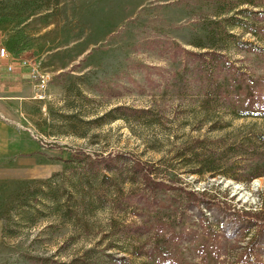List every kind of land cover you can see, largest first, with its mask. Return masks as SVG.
<instances>
[{
	"label": "rangeland",
	"instance_id": "1",
	"mask_svg": "<svg viewBox=\"0 0 264 264\" xmlns=\"http://www.w3.org/2000/svg\"><path fill=\"white\" fill-rule=\"evenodd\" d=\"M258 10L0 0L3 81L34 86L19 124L33 148L0 155V264H264V171L244 182L264 135Z\"/></svg>",
	"mask_w": 264,
	"mask_h": 264
},
{
	"label": "crops",
	"instance_id": "2",
	"mask_svg": "<svg viewBox=\"0 0 264 264\" xmlns=\"http://www.w3.org/2000/svg\"><path fill=\"white\" fill-rule=\"evenodd\" d=\"M2 75L0 71V155L4 153V141L9 144L15 142V148L31 151L34 143L27 139L26 134L20 133L19 124L29 123V113L33 108V102L29 100L34 94V86L22 84L17 79L4 82ZM3 131H13L14 136L4 135Z\"/></svg>",
	"mask_w": 264,
	"mask_h": 264
},
{
	"label": "trees",
	"instance_id": "3",
	"mask_svg": "<svg viewBox=\"0 0 264 264\" xmlns=\"http://www.w3.org/2000/svg\"><path fill=\"white\" fill-rule=\"evenodd\" d=\"M255 15H258V16H261V15H264V11H257V12H254ZM242 48L243 47H246L248 48L247 51H249V48H252L253 49V52H260V48L250 44V43H242L241 44ZM237 76V75H236ZM238 82L242 83V84H245V81L244 79H242V74L241 75H238ZM262 82V81H261ZM260 82H254V86L257 85V87L255 88L254 90V94H253V97H257V98H260L261 101H264V85H261L259 84ZM261 85V86H260ZM260 86V87H259ZM255 108L257 109V116H262V114L264 113V102H255ZM256 142H258L259 146L256 147V149H258L260 152H258L256 154V152L254 150H252L254 152V158L248 162V164L245 166V170H244V175L246 177V180L244 181L245 183L246 182H249L255 178H258V177H262L263 176V171L264 170H261L262 167H264V135H258L256 136ZM244 145L241 144L240 145V149L243 148ZM236 181H241L239 179H235ZM153 185H157L158 186V182H153ZM156 190L158 189L157 187L155 188ZM195 196V202H194V207L193 208H196L198 211L200 210H210L211 211V206H215L216 208H218L219 210L222 209L223 205L219 202H215V201H212L210 200V198H205V194H199V193H194L193 194ZM147 197H151V194L148 193L146 194ZM199 198H204L206 199V202H201V201H198ZM213 210V209H212ZM224 210V208H223ZM222 211V210H221ZM220 211V212H221ZM248 212H244L243 214L244 215H250V214H247ZM216 214V213H214ZM213 214V215H214ZM236 218H238V220H234V224H236L237 221H242V220H249L250 217H246L245 219H240V217L237 215ZM201 228H204L205 227V224L204 223H199L198 224ZM259 229L261 230H264V225H260L259 226ZM255 244L252 242L249 244V246H254ZM124 260V259H123Z\"/></svg>",
	"mask_w": 264,
	"mask_h": 264
},
{
	"label": "built area",
	"instance_id": "4",
	"mask_svg": "<svg viewBox=\"0 0 264 264\" xmlns=\"http://www.w3.org/2000/svg\"><path fill=\"white\" fill-rule=\"evenodd\" d=\"M8 58V53L5 48H0V61H4ZM6 70L8 72H11L13 70V67L11 65H8ZM44 88V85H41V89ZM44 96H39V99L42 100Z\"/></svg>",
	"mask_w": 264,
	"mask_h": 264
}]
</instances>
